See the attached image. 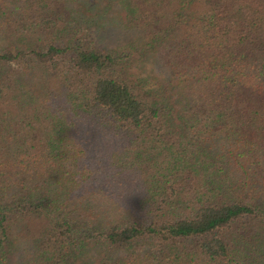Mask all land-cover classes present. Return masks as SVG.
Segmentation results:
<instances>
[{
  "label": "trees",
  "instance_id": "1",
  "mask_svg": "<svg viewBox=\"0 0 264 264\" xmlns=\"http://www.w3.org/2000/svg\"><path fill=\"white\" fill-rule=\"evenodd\" d=\"M0 264H264V0H0Z\"/></svg>",
  "mask_w": 264,
  "mask_h": 264
}]
</instances>
